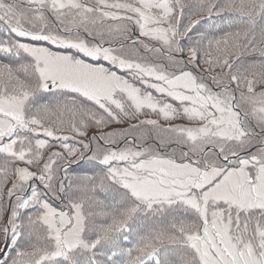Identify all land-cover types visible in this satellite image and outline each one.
Listing matches in <instances>:
<instances>
[{
	"label": "snow or ice",
	"instance_id": "1",
	"mask_svg": "<svg viewBox=\"0 0 264 264\" xmlns=\"http://www.w3.org/2000/svg\"><path fill=\"white\" fill-rule=\"evenodd\" d=\"M0 235V264H264V0H0Z\"/></svg>",
	"mask_w": 264,
	"mask_h": 264
},
{
	"label": "trees",
	"instance_id": "2",
	"mask_svg": "<svg viewBox=\"0 0 264 264\" xmlns=\"http://www.w3.org/2000/svg\"><path fill=\"white\" fill-rule=\"evenodd\" d=\"M198 27H203V28H206L207 25H202V26H198ZM249 59H252L253 57H248ZM202 71V69H201ZM180 123H182V121H180ZM116 127H127V125H121V126H116ZM73 167L74 169L77 171V172H84V171H91L92 170V165L91 163L88 161V160H83L79 163H73ZM4 237L3 235H0V247L2 246V244L4 243ZM7 251H11V246L10 244L7 245V248H6Z\"/></svg>",
	"mask_w": 264,
	"mask_h": 264
},
{
	"label": "rangeland",
	"instance_id": "3",
	"mask_svg": "<svg viewBox=\"0 0 264 264\" xmlns=\"http://www.w3.org/2000/svg\"><path fill=\"white\" fill-rule=\"evenodd\" d=\"M5 247H6V242L4 241V243L2 244L0 248H5Z\"/></svg>",
	"mask_w": 264,
	"mask_h": 264
}]
</instances>
